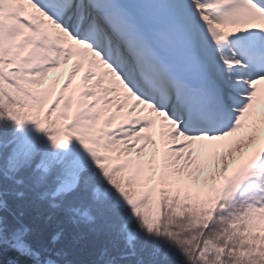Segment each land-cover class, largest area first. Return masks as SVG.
Returning a JSON list of instances; mask_svg holds the SVG:
<instances>
[{
	"label": "snow or ice",
	"instance_id": "1",
	"mask_svg": "<svg viewBox=\"0 0 264 264\" xmlns=\"http://www.w3.org/2000/svg\"><path fill=\"white\" fill-rule=\"evenodd\" d=\"M0 264H264V0H0Z\"/></svg>",
	"mask_w": 264,
	"mask_h": 264
},
{
	"label": "trees",
	"instance_id": "2",
	"mask_svg": "<svg viewBox=\"0 0 264 264\" xmlns=\"http://www.w3.org/2000/svg\"><path fill=\"white\" fill-rule=\"evenodd\" d=\"M45 223H48V222L45 221ZM49 227L56 228L57 224L55 223V221H53L49 224ZM88 240H89L88 234L81 233V234H77L71 237L69 240V243L72 247H83L88 243Z\"/></svg>",
	"mask_w": 264,
	"mask_h": 264
}]
</instances>
